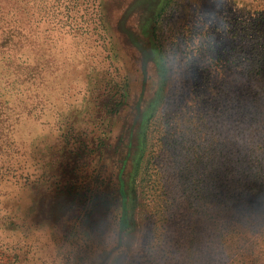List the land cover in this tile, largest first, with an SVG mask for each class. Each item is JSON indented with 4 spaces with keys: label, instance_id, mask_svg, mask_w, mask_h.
Instances as JSON below:
<instances>
[{
    "label": "rangeland",
    "instance_id": "374dc122",
    "mask_svg": "<svg viewBox=\"0 0 264 264\" xmlns=\"http://www.w3.org/2000/svg\"><path fill=\"white\" fill-rule=\"evenodd\" d=\"M154 3L0 18V264H264V84L243 44L264 0H165L146 59ZM85 189L128 196V227L108 207L86 231Z\"/></svg>",
    "mask_w": 264,
    "mask_h": 264
},
{
    "label": "trees",
    "instance_id": "16d2710c",
    "mask_svg": "<svg viewBox=\"0 0 264 264\" xmlns=\"http://www.w3.org/2000/svg\"><path fill=\"white\" fill-rule=\"evenodd\" d=\"M141 1V0H139ZM165 0H154V7L153 10H151L149 14V19L145 21V25L149 24L150 22H153L152 27V33L146 35L144 30L141 29L142 33L139 30V34L142 35L143 40H138L139 47L142 49V55H144V58L150 59L155 56V48L158 53L161 51V45L158 42V38L155 36L156 33L153 32L155 27L159 24L158 19L160 18L162 14L161 6L163 5ZM15 3V0H0V18H4L7 15H9L11 5ZM166 4V3H165ZM7 10V11H6ZM156 15V16H155ZM153 17H156V20L153 19ZM131 32V30H130ZM129 32V34H131ZM152 35V36H151ZM152 37L153 39H151ZM247 33H245L243 39V44L248 45L249 48V54L250 57L247 60V66L245 67L246 73L250 74V78H258L257 82L264 84V36L260 35L258 37H255L254 39L250 38ZM144 40L146 41V45L144 43ZM153 42H155V48L153 47ZM140 43H143V45L140 46ZM251 121H254L251 119ZM143 123V117L141 118L140 126H142ZM145 129V128H144ZM140 132L138 133V135ZM143 138L145 136V132L143 130V133L141 132ZM12 169V167H10ZM9 169L4 168V166L0 167V184L5 180V178L9 175ZM15 177V176H14ZM22 178H25V180H28V177H24L21 175ZM82 182V181H81ZM87 191L90 192V196L87 197ZM84 194L82 195V198L79 200V205H81V209L84 210V219L82 222L83 228L87 229L86 231L90 232L91 234H94L97 236L101 233V226L103 225L104 219L107 217L106 213L108 212V207L113 209L112 212H116L117 210H121V218L119 221V233L123 232L124 229L128 227L127 223V214L128 208H127V201L128 196H126L125 200V194H97V190H84ZM130 221V220H129ZM100 229V230H99ZM181 251V250H178Z\"/></svg>",
    "mask_w": 264,
    "mask_h": 264
}]
</instances>
